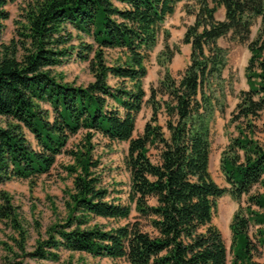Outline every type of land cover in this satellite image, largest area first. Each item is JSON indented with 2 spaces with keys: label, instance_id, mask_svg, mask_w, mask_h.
<instances>
[{
  "label": "trees",
  "instance_id": "obj_1",
  "mask_svg": "<svg viewBox=\"0 0 264 264\" xmlns=\"http://www.w3.org/2000/svg\"><path fill=\"white\" fill-rule=\"evenodd\" d=\"M14 1L0 0V31L9 18L6 6ZM181 1L34 0L15 35L0 42V184L28 180L33 188L58 155L67 152L73 158L64 166L72 178L64 190L66 215L39 235L31 251L25 250V229L11 197L0 190V219L18 234L12 240L21 255L58 261L66 250L123 258L128 264H227L226 246L212 222L217 201L227 192L237 200L246 197L229 224L230 264H264L258 259L264 254V191H251L264 188V141L256 137L258 125L264 135V0H193V10L186 12L194 20L182 38L190 45L189 62L177 78L166 69L145 99V62L161 25ZM219 7L224 9L221 20L215 16ZM226 36L246 44L249 57L244 68L248 87L238 93L230 118L238 135L221 157L228 187H221L209 162L212 121L231 89L223 77L228 48L217 42ZM75 37L76 45L71 43ZM107 50L120 54L109 59ZM73 54L88 62L93 80L86 85L54 72ZM162 55L170 58L169 51ZM145 102L151 114L134 136ZM80 132L78 145L67 149ZM95 133L128 143L129 200L150 230L139 220L110 228L91 223L94 217L127 219L131 213V204L115 202L102 183ZM251 226H256L253 237Z\"/></svg>",
  "mask_w": 264,
  "mask_h": 264
},
{
  "label": "rangeland",
  "instance_id": "obj_2",
  "mask_svg": "<svg viewBox=\"0 0 264 264\" xmlns=\"http://www.w3.org/2000/svg\"><path fill=\"white\" fill-rule=\"evenodd\" d=\"M33 1L15 0L6 6L9 12V18L4 21L3 29L0 31V42L7 43L15 35L17 22L22 19L24 9ZM187 8L193 10V0H182L179 2L174 13L167 17L161 25L158 42L145 62L147 74L142 80L143 88L146 92L145 99L149 97L150 87L157 83L166 69L172 76L177 78L189 62L190 45L183 43L182 38L186 27L193 22L194 15L187 13ZM220 9L222 8L219 7L216 12V18L220 15ZM257 28L258 23L253 26L251 37L255 36ZM67 29L74 35L77 34V31L71 26H67ZM83 40L91 41L86 36H84ZM217 42L222 47L228 48V63L223 72V77L227 80L231 89L226 95L224 108L222 111L216 110L212 121L209 169L212 178L219 186L228 187L221 170V157L230 139L238 135L235 124L230 122V118L238 101V93L248 87L244 75V68L249 57V51L246 44L232 42L228 36L219 38ZM71 43L76 45L78 43L77 37ZM168 51L170 58L162 55ZM106 52L109 59H114L120 54L118 51L112 50H107ZM53 69L57 74H62L64 80L69 83L86 85L93 80V76L88 70V62L80 61L76 58L75 54ZM109 82L114 85L116 80L112 78ZM43 106L49 108L47 104H43ZM150 114V106L145 102L136 117L134 136L142 131L143 125L149 119ZM160 123H163V118H160ZM259 129L260 127L258 125L256 137L263 142L264 135ZM24 131L30 145L38 149L39 146L33 134L27 129ZM82 136L83 132L72 136L68 141L67 149H72L75 145H78ZM92 143L95 146L94 156L101 161L98 170L101 172L103 185L111 191V197L115 202L131 204V213L127 219L94 217L91 223H98L106 228H110L139 220L144 229L150 230L145 219L137 215L134 204L129 200V172L124 164L128 143L125 141H109L100 133L94 134ZM72 162L73 158L67 152L58 155L53 168L47 174L35 178L36 183L33 188L29 186L28 180L14 179L0 184V190L5 191L11 197V203L18 213L21 225L25 229L26 251L33 249L36 239L39 235H45V231L51 223L65 217L66 196L64 190L72 186V178L64 170V166ZM251 191L262 192L264 188L258 187L257 185ZM245 204L246 197L244 195L237 200L227 192L217 201L212 222L221 232L227 250V264H230L232 257L229 224L233 213L239 205ZM255 227L251 226V237H253ZM13 237L18 239L16 231L7 222L0 219V264H10L7 262L8 260H22L26 264H128L123 258H100L86 253L69 252L66 250L60 251L58 261L39 260L30 256L21 255L14 245ZM12 247L13 250H11ZM258 259L264 262V254Z\"/></svg>",
  "mask_w": 264,
  "mask_h": 264
},
{
  "label": "crops",
  "instance_id": "obj_3",
  "mask_svg": "<svg viewBox=\"0 0 264 264\" xmlns=\"http://www.w3.org/2000/svg\"><path fill=\"white\" fill-rule=\"evenodd\" d=\"M222 9H220V15H219V17L217 18V19H223L224 18V9H223V7H221Z\"/></svg>",
  "mask_w": 264,
  "mask_h": 264
}]
</instances>
